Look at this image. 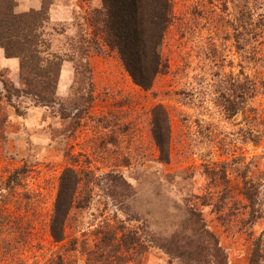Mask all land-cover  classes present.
<instances>
[{
  "label": "rangeland",
  "instance_id": "obj_1",
  "mask_svg": "<svg viewBox=\"0 0 264 264\" xmlns=\"http://www.w3.org/2000/svg\"><path fill=\"white\" fill-rule=\"evenodd\" d=\"M12 2L15 13L45 8L39 50L61 66L43 104L0 48V264H249L259 236L264 264V0H171L167 70L147 91L94 36L99 0ZM156 106L169 116L167 161L151 133ZM69 167L93 183L56 243L50 219ZM17 169L21 185L5 190Z\"/></svg>",
  "mask_w": 264,
  "mask_h": 264
},
{
  "label": "trees",
  "instance_id": "obj_2",
  "mask_svg": "<svg viewBox=\"0 0 264 264\" xmlns=\"http://www.w3.org/2000/svg\"><path fill=\"white\" fill-rule=\"evenodd\" d=\"M99 1L100 6L91 10L88 19L94 36L100 37L107 47L116 51L134 85L143 91L149 90L157 75L167 70L161 49L165 33L173 21L171 0ZM12 5V0H0V48L6 58L19 59L20 80L25 88L23 92L32 95L43 104H51L54 101L55 82L61 60L49 53L42 55L44 51L39 50L44 43L41 35L45 32L49 17L44 7L37 11L15 13ZM83 71L90 74L86 65ZM237 86L238 98L247 97L243 92L242 84ZM257 94L258 87L254 85L250 96L254 97ZM224 109L229 116L238 113V109L231 103ZM151 114L153 140L161 157L167 161L171 134L168 113L162 106H156ZM24 174V169L15 170L8 177L4 185L5 190L12 191L15 186L21 185ZM92 176L90 171L70 167L62 172L49 226L50 236L54 242L60 243L64 240L65 225L71 211L88 204L93 183ZM82 189L88 192L80 200ZM243 195L250 202L255 198V193H251L250 190ZM260 241L261 236L253 241L249 264H258L261 258ZM165 249L178 252L176 251L178 248L174 246ZM216 252L220 253V251ZM184 254L179 252V256ZM104 261L105 259L101 263Z\"/></svg>",
  "mask_w": 264,
  "mask_h": 264
}]
</instances>
